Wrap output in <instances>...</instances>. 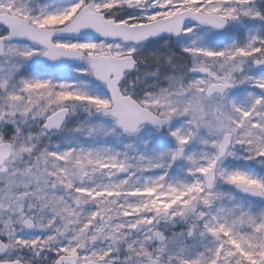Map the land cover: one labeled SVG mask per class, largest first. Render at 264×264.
Returning a JSON list of instances; mask_svg holds the SVG:
<instances>
[{
    "label": "snow or ice",
    "instance_id": "snow-or-ice-1",
    "mask_svg": "<svg viewBox=\"0 0 264 264\" xmlns=\"http://www.w3.org/2000/svg\"><path fill=\"white\" fill-rule=\"evenodd\" d=\"M0 264H264V0H0Z\"/></svg>",
    "mask_w": 264,
    "mask_h": 264
}]
</instances>
